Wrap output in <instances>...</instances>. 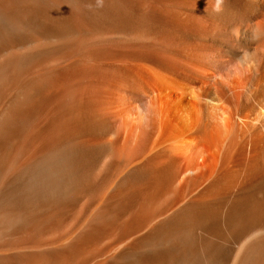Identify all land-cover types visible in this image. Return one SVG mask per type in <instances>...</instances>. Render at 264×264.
<instances>
[{
  "label": "bare ground",
  "instance_id": "obj_1",
  "mask_svg": "<svg viewBox=\"0 0 264 264\" xmlns=\"http://www.w3.org/2000/svg\"><path fill=\"white\" fill-rule=\"evenodd\" d=\"M0 264H264V0H0Z\"/></svg>",
  "mask_w": 264,
  "mask_h": 264
}]
</instances>
